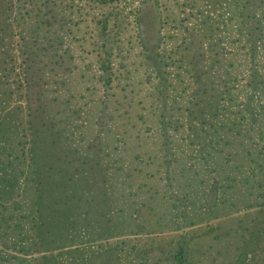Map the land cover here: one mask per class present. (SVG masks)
I'll return each instance as SVG.
<instances>
[{"label":"rangeland","instance_id":"374dc122","mask_svg":"<svg viewBox=\"0 0 264 264\" xmlns=\"http://www.w3.org/2000/svg\"><path fill=\"white\" fill-rule=\"evenodd\" d=\"M0 264H264V0H0Z\"/></svg>","mask_w":264,"mask_h":264}]
</instances>
